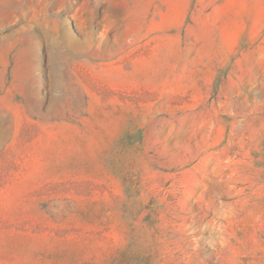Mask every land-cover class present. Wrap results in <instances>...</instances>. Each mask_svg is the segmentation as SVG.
<instances>
[{"label":"rangeland","instance_id":"obj_1","mask_svg":"<svg viewBox=\"0 0 264 264\" xmlns=\"http://www.w3.org/2000/svg\"><path fill=\"white\" fill-rule=\"evenodd\" d=\"M0 264H264V0H0Z\"/></svg>","mask_w":264,"mask_h":264}]
</instances>
